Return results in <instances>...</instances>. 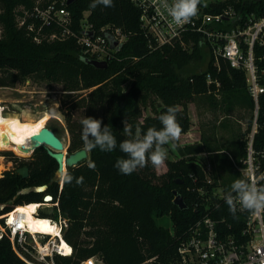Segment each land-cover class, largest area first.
I'll return each instance as SVG.
<instances>
[{"label": "trees", "instance_id": "16d2710c", "mask_svg": "<svg viewBox=\"0 0 264 264\" xmlns=\"http://www.w3.org/2000/svg\"><path fill=\"white\" fill-rule=\"evenodd\" d=\"M52 3L70 11L69 26L76 32H80L82 23L96 29L107 24L121 27L127 38L120 51L105 67H98L92 63L95 57L84 50L76 36L49 40L45 35L60 34L63 27L57 20L42 23L33 13L36 6L46 8ZM91 3L92 0H74L70 4L68 0H0V86H15L30 78L61 84V109L71 134L69 153L85 147L81 125L85 117L102 120V126L108 125L117 139L113 151L88 150L86 159L68 167L73 180L62 187L56 176L57 162L44 146L38 147L30 159H20L13 168L0 173V214L20 204L43 203L45 194H51L54 204L41 207L40 214L56 220L67 218L64 237L73 245L71 255H56L58 264H80L93 256H99L103 264H149L150 259L152 264H174L181 241L207 212L221 216L225 209L226 216L231 217L224 199L220 210L213 208L218 202L212 194L217 183L208 182L206 163L196 154L217 150H224L221 156L232 154L224 148H208L202 139L191 144L177 143L178 156L166 161L164 173L158 174L149 161L130 175L121 174L114 165L118 159L126 158L119 150V143L130 138L123 132L124 121L131 125L133 134L137 128L141 134L153 127L159 130V117L169 106L177 107V103L184 102V96L189 100L193 94L218 88L215 82L208 83V74L220 81V101L231 109L228 113L236 105L253 108L247 71L232 67L222 56L216 59L208 42L197 34L185 36L193 41L189 49L179 44L156 47L142 27L141 11L132 0H113L114 7L98 5L94 9ZM227 8L237 12L240 25L264 16V0H219L205 6L211 13ZM37 34L42 38L39 42ZM242 47L246 54L248 46L242 43ZM254 54L258 78L264 86V36L255 43ZM260 103V126L255 138L258 150L264 149V92ZM148 106L155 112L163 109L141 122L143 109ZM76 110L82 113L80 119L75 118ZM186 112L177 119L181 133L191 127ZM252 117L238 138L239 158L246 153L244 136ZM2 154L18 158L11 151ZM93 163L94 168L90 167ZM25 165L30 168L26 178L17 171ZM80 177L83 183L77 184ZM44 184L48 185L45 190L37 189ZM201 188L207 193L201 194ZM176 189L187 208L174 203ZM225 191L230 190L225 187ZM164 215L170 216L172 229L159 224L158 219ZM0 264H28L14 251L7 234L0 238Z\"/></svg>", "mask_w": 264, "mask_h": 264}, {"label": "built area", "instance_id": "2783aa9c", "mask_svg": "<svg viewBox=\"0 0 264 264\" xmlns=\"http://www.w3.org/2000/svg\"><path fill=\"white\" fill-rule=\"evenodd\" d=\"M132 2L140 9L142 27L151 36L156 47L179 44L184 49H189L193 41L186 40L185 36L191 33L197 34L202 41L208 42L216 59L222 56L232 67L246 69L249 91L254 100L253 117L250 129L244 136L245 156L240 159V163L233 157L232 159L236 168L242 172L243 179L247 178L246 174L254 175L258 186H264V149L258 150L255 145L260 126V96L264 92V86L258 78L254 54L255 43L264 36V16L258 19L250 18L244 25H240L239 21L237 22L238 14L233 8L211 13L205 10L207 4L203 3L199 5L196 16L182 26H178L161 7L162 0H132ZM33 15L45 24L57 20L63 27L60 34L54 32L45 35L49 40L62 39L68 35L76 36L84 50L101 61L114 58L127 38L121 27L112 24L96 29L92 24L82 23L80 32H76L69 26L72 20L70 11L65 6L56 8L55 3L46 8L36 6ZM31 29H34V26L31 25ZM35 39L38 42L42 40L38 34ZM242 43L248 46L246 54ZM207 80L208 83L215 82L220 85L211 74H208ZM207 180L213 183V179L209 176ZM60 185L63 186L61 181ZM200 192L203 195L207 193L204 188H201ZM212 194L218 199L213 208L220 210L223 205L222 200H225V188L216 185ZM40 207L41 203L34 215L57 223L61 235L53 236L31 231L21 223L24 217L21 211H17L14 218L9 221L7 214L15 211L16 208L3 216L7 228L3 235L9 236L14 251L26 263L58 264L55 259L57 254L71 255L73 252V245L64 237L68 219L56 220L42 216ZM206 207L210 208L208 204ZM223 212L221 216H213L212 213L207 212L191 226L188 235L178 247V258L174 264H264V211L255 215L253 210L244 209L237 203L235 211H230V218L226 216L228 212L225 209ZM62 237L72 247L70 253H65L61 248ZM93 258L94 256L80 264H92ZM151 261L152 259L147 262L152 264Z\"/></svg>", "mask_w": 264, "mask_h": 264}, {"label": "rangeland", "instance_id": "374dc122", "mask_svg": "<svg viewBox=\"0 0 264 264\" xmlns=\"http://www.w3.org/2000/svg\"><path fill=\"white\" fill-rule=\"evenodd\" d=\"M215 1L219 0H204V3L209 4ZM206 63L207 58L201 64L203 68H206ZM216 86L218 88H210L206 93L193 94L190 96V99L188 98L189 100L184 96V102L176 104L180 112L179 115H176L177 119L183 117L187 111L186 113H188L191 119V127L188 132L181 133L180 139L176 142V147H172L171 145L164 146L167 149V159L162 167L156 168L158 174L164 173L167 170V160L177 158V143L184 145L199 142L202 136V140L205 141L208 148H224L232 154V156L229 155L230 157L228 155L227 157L221 156L219 153L218 155L214 154L215 152H212L209 157H207V154H200V157L206 161L208 176L216 181L218 187L222 189L227 187L230 190L231 181L243 179V174L236 168L232 157L240 163L241 158L236 154L238 150V138L240 133L247 129L248 123L251 121L250 118L253 115V108L236 105L231 113H228L231 109L229 110V107L220 101L223 92V89L219 88L221 84L217 85L216 83ZM62 92L63 88L59 83L30 78L17 83L15 86H0V101L4 107V115L19 116L22 120H36L42 114L49 113L52 117L47 121L46 126L52 128L63 140L65 151L69 153L71 134L67 128L65 114L61 109ZM157 102L160 104L159 101ZM160 110L155 112L150 106L144 107L143 116L140 119L141 122H144V118L148 115L153 116L161 113L162 111ZM74 114L77 119H80L82 116L80 110H76ZM221 120L223 122H220ZM2 132L0 129V138H2ZM6 151L13 152L18 158L2 154ZM32 155L33 153L21 156L13 149L0 147V172L3 174L4 170L13 168L20 159H30ZM53 204L54 200H45L41 207L45 209ZM18 207H21V204L14 208L17 209ZM41 207L40 210H42ZM5 214H0V238L7 229L5 222L2 221V217ZM158 222L160 225L172 229V220L169 215L160 217ZM93 260L92 264H103L99 256H94Z\"/></svg>", "mask_w": 264, "mask_h": 264}, {"label": "clouds", "instance_id": "9594fccd", "mask_svg": "<svg viewBox=\"0 0 264 264\" xmlns=\"http://www.w3.org/2000/svg\"><path fill=\"white\" fill-rule=\"evenodd\" d=\"M98 5L114 7L113 0H92L90 8ZM200 0H162L161 7L171 17L173 22L182 26L197 15ZM177 107L169 106L166 112L162 113L159 120L162 128H149L141 134L139 128L135 134L132 127L124 121L123 132L130 137L119 143V150L126 155V158L118 159L114 167L121 174L130 175L137 168H142L150 161L151 164L160 168L167 159L165 145L176 147V142L181 136V126L177 122ZM82 138L87 150L99 148L101 151L111 152L117 148V139L108 125L102 126V120L85 117L81 120ZM90 167H95L91 164ZM247 175L245 179H237L231 184L230 191L225 195V201L230 211H235L238 203L242 208L253 210L255 215L264 211V186H258L254 175ZM58 178L62 183H71L73 177L67 172L61 171ZM83 183V177L77 179V184Z\"/></svg>", "mask_w": 264, "mask_h": 264}, {"label": "bare ground", "instance_id": "6f19581e", "mask_svg": "<svg viewBox=\"0 0 264 264\" xmlns=\"http://www.w3.org/2000/svg\"><path fill=\"white\" fill-rule=\"evenodd\" d=\"M3 109L4 107L0 101V129L3 132H6L10 139L16 144H4L2 138H0V147L13 149L17 151L18 154L27 156L30 152H24L19 145L24 144L25 146H31V135L46 126L47 121L52 116L49 113H44L36 120H22L19 116L4 115ZM39 205V203L35 202L21 205V207H18L15 211L7 214L9 221L14 218L17 211H21L24 216L21 223L26 227H29L31 231L48 233L53 236L61 235V229L57 223H52L51 220L47 218L40 219L34 215V212L38 210ZM60 244L65 253H70L72 251V247L63 237Z\"/></svg>", "mask_w": 264, "mask_h": 264}, {"label": "water", "instance_id": "95a60500", "mask_svg": "<svg viewBox=\"0 0 264 264\" xmlns=\"http://www.w3.org/2000/svg\"><path fill=\"white\" fill-rule=\"evenodd\" d=\"M73 1L74 0H68V4H70ZM92 63L98 67H105L107 65V61H101L97 59L92 60ZM1 137H2V142L4 144H8V143L16 144L14 141L10 139L9 135L6 132H2ZM41 146H44L47 149L48 154L57 162L58 165L56 172L57 178H58V174L61 171L64 172V169L67 170L68 167L76 166L78 163L86 159L89 155V151L86 149V147H82L71 153L66 152L65 144L63 140L56 134V132L52 128L48 126H44L38 132L31 135V146H25L24 144L19 145V147L24 152H30L29 154L33 153L38 147ZM17 171L24 178L30 175V168L29 166L26 165L18 168ZM47 187L48 185L44 184L39 186L37 189L41 191V190H45ZM174 194H175L174 203L178 205L181 209L187 208V204L184 198L177 189L174 190ZM41 205H43V203H41Z\"/></svg>", "mask_w": 264, "mask_h": 264}, {"label": "crops", "instance_id": "0c3cea01", "mask_svg": "<svg viewBox=\"0 0 264 264\" xmlns=\"http://www.w3.org/2000/svg\"><path fill=\"white\" fill-rule=\"evenodd\" d=\"M222 121V120H221ZM220 121V122H221ZM201 134H202V131H201ZM201 139H202V136L200 137V140H199V142L201 141ZM196 143V142H195ZM187 144H191V143H187ZM212 152H215L214 154H222V153H224V150H217V151H205V152H200V153H197L196 154V157L198 158V159H200L201 161H203L204 163H206V161H204L203 159H202V157H200V154H207V157H209L211 154H212ZM1 164H3V162H1ZM1 173V172H0ZM2 174V173H1Z\"/></svg>", "mask_w": 264, "mask_h": 264}]
</instances>
